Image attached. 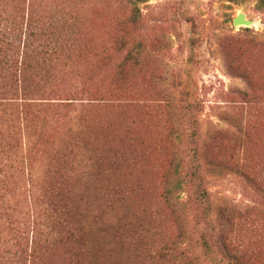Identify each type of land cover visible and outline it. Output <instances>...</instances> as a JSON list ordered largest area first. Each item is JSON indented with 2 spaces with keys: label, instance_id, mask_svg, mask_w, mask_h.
Wrapping results in <instances>:
<instances>
[{
  "label": "rangeland",
  "instance_id": "374dc122",
  "mask_svg": "<svg viewBox=\"0 0 264 264\" xmlns=\"http://www.w3.org/2000/svg\"><path fill=\"white\" fill-rule=\"evenodd\" d=\"M39 1L38 16L62 32L41 27L25 122L42 133L36 153L47 190H64L55 197L61 203L72 198L70 219L87 240L56 248L45 264H173L144 254L181 231L163 197L175 165L186 184L200 167L212 205L214 231L203 241L202 206L190 187L188 224L196 233L188 248L203 261L206 241L232 237L237 264H264L260 0ZM11 3L0 0L2 30L15 22ZM240 12L254 25L235 28ZM6 39L0 30L2 49ZM73 95L94 105L78 113L43 104ZM221 215L233 226L219 232Z\"/></svg>",
  "mask_w": 264,
  "mask_h": 264
},
{
  "label": "trees",
  "instance_id": "16d2710c",
  "mask_svg": "<svg viewBox=\"0 0 264 264\" xmlns=\"http://www.w3.org/2000/svg\"><path fill=\"white\" fill-rule=\"evenodd\" d=\"M39 4V0H12L10 6L16 13L15 22L7 19L8 26L5 30L0 29L7 38L4 49L0 47V264H45L46 257L58 247L65 244H80L84 247L87 243L83 238V226L70 219L72 198L68 197L67 202L61 203L55 197L64 190L61 189L57 195L47 190L44 173H39L41 159L36 153L43 152L38 145L42 133L35 132L31 125L33 123L25 122L27 96L33 93L28 80L40 68L38 61L43 55L40 46L45 42V30L41 27L49 25L42 20V16H38ZM260 5L264 6V0H260ZM10 24L12 27H9ZM49 28L48 32L51 33L62 32L53 25ZM47 47L51 49L49 56L57 55V59L62 57L57 47L51 43H47ZM46 59L52 66L53 57ZM73 96L58 102L44 101L43 104L52 112L70 108L78 113L94 105L90 99ZM17 107L20 108V114ZM44 126L41 127L44 129ZM74 152L76 158L80 159V152L76 149ZM170 173L163 197L181 231L174 240L156 245L154 254L145 253L144 257L173 264H237L240 252L232 244V237L216 236L212 244L208 243L210 240L206 241L203 261L200 260L201 255L194 254L188 248V241L192 242L196 233L188 224L190 187L194 186V194L202 206L205 228L198 237L203 241L207 229L214 231L208 221L212 205L202 186L200 167L190 173L189 184L183 179L179 165H175ZM186 193L188 196L184 198ZM228 224L233 226L232 220L221 215L218 218L219 232L227 228ZM183 242L187 246L183 247ZM75 257L79 255L75 254Z\"/></svg>",
  "mask_w": 264,
  "mask_h": 264
},
{
  "label": "water",
  "instance_id": "95a60500",
  "mask_svg": "<svg viewBox=\"0 0 264 264\" xmlns=\"http://www.w3.org/2000/svg\"><path fill=\"white\" fill-rule=\"evenodd\" d=\"M253 21L248 20L244 13L240 12L234 19L233 25L235 28L238 27H250L253 25Z\"/></svg>",
  "mask_w": 264,
  "mask_h": 264
},
{
  "label": "bare ground",
  "instance_id": "6f19581e",
  "mask_svg": "<svg viewBox=\"0 0 264 264\" xmlns=\"http://www.w3.org/2000/svg\"><path fill=\"white\" fill-rule=\"evenodd\" d=\"M239 14V13H238ZM253 25H254V23H253Z\"/></svg>",
  "mask_w": 264,
  "mask_h": 264
}]
</instances>
